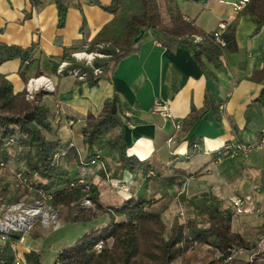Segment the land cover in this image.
Here are the masks:
<instances>
[{
	"label": "trees",
	"instance_id": "trees-1",
	"mask_svg": "<svg viewBox=\"0 0 264 264\" xmlns=\"http://www.w3.org/2000/svg\"><path fill=\"white\" fill-rule=\"evenodd\" d=\"M29 2L32 7L39 4V0ZM54 4L57 28L62 29L66 23L67 5L62 0H54ZM94 4L112 17L89 40L83 37L80 48L86 46V51L104 55L105 58L93 61V66L100 68V73L94 74L91 67L76 62L73 52L65 49L58 61L66 60L70 68L84 72V82L89 86L110 80L117 63L135 51V38L147 28L158 34L157 40L164 46L174 43L187 46L204 78L209 81L214 80V75L208 65L224 70L222 56L239 50L236 27L240 16L253 17V33L264 25V0H247L244 3L221 31L219 38L223 44L217 41L215 32L206 33L186 19L177 0H110L108 4L95 0ZM30 16L31 13L27 15ZM85 27L83 17L79 28L83 36ZM40 53L39 45L34 42L27 47L0 42V65L20 60L19 74L26 83L27 71L30 65L38 63ZM261 60L262 66L253 70L248 80L260 85L254 102L264 110V51ZM58 62L53 63L54 70ZM67 70L63 71L64 75H67ZM37 74L42 73L37 70ZM48 95L40 91L27 101L24 91L16 92L5 74L0 72V177L10 172L15 176L21 173L27 183L18 189L30 192L32 198L44 201L55 210L68 207L73 214L66 217L67 222H85L99 217L95 225L84 230L71 244L60 248L53 264H175L176 261L191 264L196 253L188 249L190 238L215 250L211 251L214 256L211 264H264V247L255 250L253 261H249L245 251L242 252L245 257L235 253L247 241L232 231V209L223 207L221 200L211 194L187 200L193 210L191 215L188 214L184 223L173 219L169 226L163 218L164 209L157 207L156 201L150 198L132 192L128 194L130 185L126 191L119 190L122 196L119 203H103L99 184L91 174H95L99 182L126 184L139 174L143 178V186L150 180L178 185L179 175L164 177L154 171L149 161L128 152L124 137L128 107L116 93L104 100L97 115L86 116L80 129L83 151L71 140L61 138L60 124L53 125L59 110L52 99H46ZM221 105L224 103L218 102L216 95L211 93L202 107H192L180 121L177 137L187 138L190 149L187 156L200 151L202 136L196 135L194 128L200 117L209 109L210 115L219 123ZM232 127L236 130L234 124ZM217 151L213 153L214 161ZM149 172L153 175L148 176ZM126 174L130 178H123ZM6 186L2 184L3 189ZM83 199L91 202L87 213L78 211L82 208ZM261 230L264 232V228ZM21 234V231L10 230L4 241L0 239V264L13 263L15 251L11 244L17 243ZM230 254H233L231 261H226ZM24 260L27 264H45L40 252L35 250L25 252Z\"/></svg>",
	"mask_w": 264,
	"mask_h": 264
},
{
	"label": "crops",
	"instance_id": "crops-1",
	"mask_svg": "<svg viewBox=\"0 0 264 264\" xmlns=\"http://www.w3.org/2000/svg\"><path fill=\"white\" fill-rule=\"evenodd\" d=\"M94 1L73 0L67 7L64 28L58 29L54 0H39L37 7H32L29 0H0V42L22 47H27L33 42L37 43L41 49L40 63L42 55L48 58L46 69L38 63H33L27 71V77L38 75L37 70H39L55 84L56 91L49 93L48 98L52 99L54 106H59L62 111L64 125L59 129V134L63 140H71L74 144L76 135L81 141L80 129L84 125L86 116L97 115L104 100L115 93L128 107L125 115L129 118L124 131L125 141L129 146L128 152L149 161L150 164L152 160H158L162 164L165 162L167 167L168 164H172L171 161L175 163L187 159L190 152L188 140L186 137L178 139L180 129L176 130L174 124L176 121L180 122L192 107L197 109L202 107L205 98L211 93L216 95L218 102L224 103L219 106L220 122L217 123L210 115L209 109H206L194 127L196 129L201 123L206 128L215 126L222 128L221 135L211 136L212 138L209 137L206 142L209 151H215L227 142H253L259 133L264 131L263 115L260 113L264 114V110L260 111V106L254 102L260 85L248 80L251 72L262 66L264 25L258 32L253 33L255 29L253 17L240 16L236 27V42L239 50L222 56L224 70L208 65L214 75V80L209 81L204 78L192 51L187 46L181 43L164 46L157 40L158 34L153 29L147 28L135 38V51L117 63L110 80H101L97 85L89 86L72 76L57 75L53 63L59 61L64 49L73 53L82 50L80 46L83 37L89 40L111 19L112 16L94 4ZM98 1L102 4L110 2V0ZM177 1L183 16L206 33L215 32L221 21L229 23L242 8L235 9L233 6L241 0ZM30 13L31 16L27 17ZM83 17L86 21L84 36L79 30ZM20 66L21 61L18 59L0 65V72L5 74L16 92L24 88V82L19 74ZM155 101L167 104L168 117L151 112ZM69 120L73 123H68ZM254 128L257 129L255 132ZM69 130L75 135H70ZM245 130L248 131L246 140L239 139L237 135L232 138L237 131ZM170 141L173 142L170 144ZM199 145L201 147V144ZM210 160L216 165L220 163L213 160V155ZM179 164L183 163L179 162ZM194 165L195 169L200 168L197 167L200 166L197 162ZM243 168H246L249 174L247 179L240 177L241 180L245 179L243 188L247 187L253 192L259 185L264 164L254 170L248 166ZM194 170L177 174L184 175V179L194 180L205 178L212 172L219 177L217 181H220L221 176L212 167L200 171ZM179 181L182 182L180 179ZM129 192L131 193V189L127 193ZM113 197L122 196L114 194L106 200L114 201ZM100 198L104 203L101 192ZM29 250L39 251V248L35 244L33 247L29 246L28 243L17 246L14 253L18 258L17 264H27L24 253Z\"/></svg>",
	"mask_w": 264,
	"mask_h": 264
},
{
	"label": "rangeland",
	"instance_id": "rangeland-1",
	"mask_svg": "<svg viewBox=\"0 0 264 264\" xmlns=\"http://www.w3.org/2000/svg\"><path fill=\"white\" fill-rule=\"evenodd\" d=\"M62 1L67 5V7L73 2V0ZM85 47L86 46H84V49L82 50L76 51L79 53L78 56L72 57L76 62L83 64L84 66L91 67L94 74L100 73V68L94 67L93 61L95 58L103 59L105 57L103 55L93 56L92 53L95 52H88L85 50ZM42 57V62L40 63L38 59V64L46 69L48 67V58L45 55H42ZM24 63L27 64L28 62L24 61ZM35 67H37V64ZM60 69L62 71L57 72ZM65 69H68L67 76H72L78 81H84L86 76H84L83 79H80V76L85 73L81 72V70L78 68H70L69 62L66 60L58 62L56 70L54 71L57 75H64L63 70ZM73 71L77 72L75 76L71 74ZM39 77L46 76L42 74L36 75L28 78L26 83L23 81L24 88L21 91H24V98L27 101L32 100L34 94L37 92L41 91L49 94L56 91V86L54 83L55 89L54 91H50L41 82L43 78ZM28 87H31L32 97L28 96ZM49 103L51 102L49 101ZM58 110L59 111L57 112L56 117L53 119V125L55 126L60 124V129L64 125V122L61 120L63 115L61 114L62 111L60 110L59 106ZM260 111L263 110L261 109ZM260 113L263 115L262 118L264 120V114H262V112ZM198 128L199 130H197V128L195 130L197 132L196 135L201 134L202 136L200 141L201 148L199 152L189 155L187 156V159L184 158L181 161H177L175 163L171 161L172 164H168L167 167L165 162L162 164V162L158 160L151 161V164L154 166V168L164 177L179 175L177 178L182 180L180 184L174 185L172 183H168L169 181L150 180L145 186H143V188H141L143 178L137 174L134 175L132 179H129L127 185L128 187L129 185L131 186V192L135 193L137 196L142 195L145 198H150L151 200L156 201L155 205L164 209L163 218L168 226L171 224L173 219H176L177 221H183L184 223L188 217V214L191 215L193 210L190 206V203L187 201L189 199H196L211 194L221 200L223 207L231 208L230 201L234 194L240 193L242 195L248 196L249 200L252 199L257 202L260 208L259 213H242L237 216H232L231 227L232 231L237 232L244 237V239L247 241L245 245L248 247L245 248L244 245L238 248L235 253H241V255H243L244 253L242 252L245 251V254L248 255L249 261H253L256 258V256L253 255L255 250L264 247H258V241L260 237H264V232L261 230L264 228V189L261 186L262 182V184H264V171L261 172V178L258 187L255 188L253 192H250L247 187L243 188L242 185L245 182L244 180L247 179V176L249 175L248 170L243 167L248 166L253 170L261 167L262 164H264V150L256 148L247 154L236 152L229 156L225 155L226 157L224 156L220 163L216 165L210 160V157H212L214 151H209L207 149L206 142H208L209 137L212 138L211 136L221 135L222 128L219 126L206 128L204 124H201V126H198ZM253 130L255 132L257 129L254 128ZM68 132L70 135L72 134V136L75 135L73 131L69 130ZM247 132V130L237 131V133H235L232 138H235L237 135L239 139L246 140L248 138ZM74 140V144L83 151L81 141L77 139L76 135L74 136ZM171 142L173 141H170V144ZM179 162H182L183 164H179ZM195 162L200 165L197 166L200 167L199 169H195ZM175 167H182L183 169L181 170L180 168ZM206 167L214 168V170L217 171V174L221 176L220 181H217L219 177L215 176L212 172L207 174L205 178H197L194 180L190 178L185 179L184 181V176L177 174L179 172L187 173V170L192 171L194 169V171H200ZM91 175L93 176V180L97 181L99 184L101 196L103 197L105 204L119 203L122 200V198L119 197H113L114 201L111 202L106 200L114 194L121 196L119 191L120 189L118 187L119 182H99L95 174ZM149 175H153V173L149 172L148 176ZM241 176L245 179L242 178L241 180ZM127 177H129V175L126 174L123 178ZM26 183L27 182H25L24 178H18L17 175H13L12 172L5 173L4 175L2 174L0 177V223L1 221L4 223L9 222V224L16 226L15 229L21 231V236L23 237V242L19 243L18 245L28 243L29 246L33 247L35 244L38 246L39 251L41 252L42 261L45 264H53L60 248L71 244L79 234L84 232V230L95 225L99 217H94L85 222H67L66 217L72 213L68 207H58L55 210L44 201L32 198L33 196L30 194V192H24L18 189L23 188ZM2 184H7L5 189H3L5 186L2 187ZM81 205L82 208L78 210L80 213H87L91 208V202L87 199H83ZM29 211L33 212V214H29ZM27 216H30V218L28 217V220H25L27 219ZM189 240L190 241L187 245L188 249L195 251L196 253L194 260L191 258V264H211V261L214 257L212 256V252L215 250L208 247L207 245H200L196 240H192L191 238ZM175 264L182 263L176 261Z\"/></svg>",
	"mask_w": 264,
	"mask_h": 264
},
{
	"label": "built area",
	"instance_id": "built-area-1",
	"mask_svg": "<svg viewBox=\"0 0 264 264\" xmlns=\"http://www.w3.org/2000/svg\"><path fill=\"white\" fill-rule=\"evenodd\" d=\"M246 1L247 0H241L238 3H234L233 6L235 9H240L241 7H243V5ZM226 25H227V23L225 21H221L218 25L217 30L214 33L215 36L217 37L216 38L217 41L220 42L221 44H223V41L219 38V35H220L221 31H223L225 29ZM92 54H93V56L94 55H99V56L103 55V54L96 53V52L92 53ZM78 55H79L78 52L72 53V56H78ZM61 71L62 70L60 69L57 72H61ZM71 74L73 76H75L77 74V72L73 71ZM84 76H85V74H82L80 76V79H83ZM39 78H43V80H41V82L47 87L48 90L54 91L55 87H54V84L50 78H48V77H39ZM28 96L32 97L31 96V87H28ZM151 112L158 114V115H161L163 117L169 116L167 104L165 102L155 101V103L153 104V106L151 108ZM68 123L72 124L73 121L69 120ZM174 127L176 130L180 129V122L176 121L174 124ZM256 148L264 150V131L259 133L258 137L253 142L246 143L243 141H232V142L225 143L222 147H220L218 149V151L216 153L215 161L220 162L225 155H232L236 152L247 154ZM16 175L18 178L22 177L21 173H17ZM118 187L122 191H126L128 189V185L125 182L119 183ZM230 206H231V209L233 211L232 216H237V215H240L242 213H249V214L259 213V211H260V208H259L256 201H254L252 199L249 200L248 196L242 195L240 193H236L232 196L231 201H230ZM28 213L31 215L33 214V212H30V211ZM28 217L30 218V216H27V219H25V220H28ZM22 220H24V219H22ZM15 227L16 226L9 224V222L4 223L1 221V223H0V239L2 241H4L8 231L16 230ZM16 231H19V230H16ZM22 242H23V237L21 236L17 243L11 244V247L15 251L18 244L22 243ZM263 246H264V237H260V239L258 241V247H263ZM232 257H233V254H230L228 257H226V261H231ZM17 261H18V258L15 257L13 263H11V264H17Z\"/></svg>",
	"mask_w": 264,
	"mask_h": 264
},
{
	"label": "bare ground",
	"instance_id": "bare-ground-1",
	"mask_svg": "<svg viewBox=\"0 0 264 264\" xmlns=\"http://www.w3.org/2000/svg\"><path fill=\"white\" fill-rule=\"evenodd\" d=\"M42 212V211H41ZM43 212H45V211H43ZM47 214V213H46ZM40 216V215H39ZM43 217V216H42ZM46 217V216H45Z\"/></svg>",
	"mask_w": 264,
	"mask_h": 264
}]
</instances>
